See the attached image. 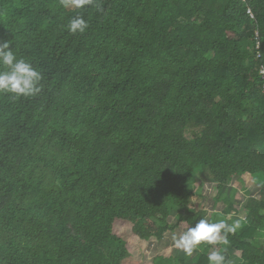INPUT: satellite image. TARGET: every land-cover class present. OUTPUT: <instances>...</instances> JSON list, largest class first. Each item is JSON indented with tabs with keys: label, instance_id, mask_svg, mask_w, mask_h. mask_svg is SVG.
Here are the masks:
<instances>
[{
	"label": "trees",
	"instance_id": "1",
	"mask_svg": "<svg viewBox=\"0 0 264 264\" xmlns=\"http://www.w3.org/2000/svg\"><path fill=\"white\" fill-rule=\"evenodd\" d=\"M3 41L43 78L0 95V264H164L131 249L206 218L196 177L221 200L244 174L229 245L264 264V0H0Z\"/></svg>",
	"mask_w": 264,
	"mask_h": 264
},
{
	"label": "clouds",
	"instance_id": "2",
	"mask_svg": "<svg viewBox=\"0 0 264 264\" xmlns=\"http://www.w3.org/2000/svg\"><path fill=\"white\" fill-rule=\"evenodd\" d=\"M93 2L94 0H59L64 9H82ZM66 27L71 34H82L88 28V23L83 16H76ZM42 78L41 72L30 61L17 58L8 41L0 42V95H9L13 99L36 96L42 91ZM238 227L239 221L229 225L223 220L209 222L202 218L186 231L172 234L170 239L176 249L190 257L203 244L227 246L228 234L234 233ZM207 259L208 264H226L222 250L210 251Z\"/></svg>",
	"mask_w": 264,
	"mask_h": 264
},
{
	"label": "crops",
	"instance_id": "3",
	"mask_svg": "<svg viewBox=\"0 0 264 264\" xmlns=\"http://www.w3.org/2000/svg\"><path fill=\"white\" fill-rule=\"evenodd\" d=\"M192 188L193 196L191 200L194 203L200 204L199 207L201 211L204 212V216L209 221L215 214L218 215L217 217L219 220H223L229 225L239 221V227L236 230H240L247 222V210L244 207L246 202L251 198H259L261 190L260 185L257 184L249 174H244L241 177H233L231 181L227 183V186L222 188L221 193L224 198L221 200L219 197L217 199L219 194L217 184L210 176H206L205 178H201L200 176L196 177L192 182ZM229 206L230 209H228ZM170 219L172 222L173 218L171 217ZM184 230L186 231L185 228ZM174 233L178 234L175 230L168 231L160 240L151 242L153 243L151 252L154 256L161 254L164 264L172 262L173 264H180V261L184 262V264H194L197 262L201 253L196 252L189 257L173 246L170 237ZM217 245V249L215 245L209 248L205 255L206 258L210 251L222 250L226 257V264H243L239 251L234 250L229 244L227 246L221 244ZM145 259L149 260L147 257ZM174 261L176 262L174 263Z\"/></svg>",
	"mask_w": 264,
	"mask_h": 264
},
{
	"label": "rangeland",
	"instance_id": "4",
	"mask_svg": "<svg viewBox=\"0 0 264 264\" xmlns=\"http://www.w3.org/2000/svg\"><path fill=\"white\" fill-rule=\"evenodd\" d=\"M200 206V204H199ZM170 218H169V222H170ZM185 227H183V224L180 223L178 224V226L174 229L175 232H177L179 234L182 233ZM155 240L151 239L149 241H145V242H139V244H137L135 248L131 249V255L133 256V258H135V260H139L140 262H144V263H148L151 261V259L153 260L156 256H154V254L151 252V248H152V244L151 242H154ZM149 258V260L145 259V258ZM146 260V261H145ZM176 261H174L175 263Z\"/></svg>",
	"mask_w": 264,
	"mask_h": 264
},
{
	"label": "built area",
	"instance_id": "5",
	"mask_svg": "<svg viewBox=\"0 0 264 264\" xmlns=\"http://www.w3.org/2000/svg\"><path fill=\"white\" fill-rule=\"evenodd\" d=\"M260 73H261V74H264V71L262 70V71H260Z\"/></svg>",
	"mask_w": 264,
	"mask_h": 264
}]
</instances>
